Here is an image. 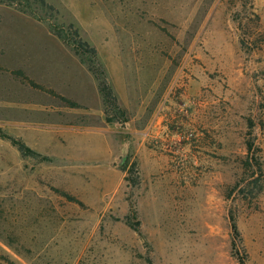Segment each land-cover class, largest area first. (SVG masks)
I'll list each match as a JSON object with an SVG mask.
<instances>
[{"label":"rangeland","instance_id":"374dc122","mask_svg":"<svg viewBox=\"0 0 264 264\" xmlns=\"http://www.w3.org/2000/svg\"><path fill=\"white\" fill-rule=\"evenodd\" d=\"M44 1L0 3V264H264V0Z\"/></svg>","mask_w":264,"mask_h":264},{"label":"trees","instance_id":"16d2710c","mask_svg":"<svg viewBox=\"0 0 264 264\" xmlns=\"http://www.w3.org/2000/svg\"><path fill=\"white\" fill-rule=\"evenodd\" d=\"M0 3L5 4L7 6H15L16 9H18L22 13H27L32 16H34V13L32 12V6L33 5H39L41 8L45 9L48 13L49 12H54V8L46 3L44 0H0ZM40 19V18H38ZM52 33L56 38L61 40L65 45L70 47L74 55L77 56L82 64L86 65V62L83 60L82 55L83 53L79 51V47H82L84 50L83 52L90 54L91 60L93 61L94 57L96 56L95 49L91 48L88 46L86 42H82L80 39H78V42H71L69 40V33L63 32V31H55L54 29H51ZM75 37H77V32L75 31L73 34ZM78 44V46L76 45ZM88 70L93 74L96 75L95 71L96 69L93 68L92 66H88ZM100 75L103 76L102 73ZM98 83V91L100 95L102 96V101H103V112L105 115V122L110 124L115 122V117L120 116L123 117L124 114L122 110L120 109L119 105L117 104V99L115 95L113 94L110 86L108 85L105 77L103 76L102 80L100 81V78L97 79ZM74 105V104H72ZM8 140L10 143L16 147L18 152L22 157H42L38 153L34 152L31 150L29 147H27L21 140L15 139L12 137H9ZM247 151L248 154L251 152L252 149V144L248 142L247 144ZM42 159L46 160L47 158L43 157ZM246 164L248 165V162L246 161ZM231 230L234 234H237V227L234 222V220H231Z\"/></svg>","mask_w":264,"mask_h":264},{"label":"crops","instance_id":"0c3cea01","mask_svg":"<svg viewBox=\"0 0 264 264\" xmlns=\"http://www.w3.org/2000/svg\"><path fill=\"white\" fill-rule=\"evenodd\" d=\"M69 55V54H68ZM70 56V55H69ZM71 58V56H70ZM71 60L74 62V64H76V67L75 66H72L70 67L69 63H58L57 64V70H59L58 72H53V73H57V77L60 76V77H63V82L67 85H68V91H66V93H63L66 97H70L71 95L69 94H72L73 97H70V98H74V102L77 104V105H80L81 106V101L83 99V96L85 95L86 98H87V101L86 102H91L93 100V98L96 100L95 104H98L99 103V92L95 86V82H94V79H93V75L91 72H89L90 74L86 73V78H85V82L83 83V85L78 88V89H75V85L73 84V78H74V74L73 76L69 75V76H63L61 75L60 73L63 72V74H66L65 70L67 71V69L70 67V69L72 68H76L77 70V73H82V70H81V67L71 58ZM69 66V67H68ZM78 66V67H77ZM77 68H80V71H78ZM52 74V73H51ZM73 77V78H72ZM77 77V76H76ZM70 84V86H69ZM79 93V95L77 93ZM62 94V93H61ZM81 99V100H79ZM118 101L120 100V97L118 95L117 97ZM120 102V101H119ZM33 130V129H32ZM31 130V131H32ZM79 135H90V138H95L97 137L99 140H101V143L105 144L106 147H109V150L111 151V147L108 145L107 141H106V132H102V131H98V130H95V131H91V132H87L86 134L84 132L80 133ZM93 136V137H92ZM102 137V138H101ZM97 140V139H96ZM23 142V141H22ZM27 147H29L31 150L33 151H36V150H39L41 151L42 153H44V150L42 149H45L44 147V141H43V136L42 134L39 135V139H37V135L33 134V131L32 132H27L26 136H25V139H24V142H23ZM41 146V147H40ZM101 147V146H100ZM100 147H97L96 149H100ZM96 149L94 150V152H91L92 154H95L96 155ZM88 150V149H87ZM107 148L104 150V151H107V152H102L101 153V156L97 155L95 156L97 159L99 160H102V159H106L108 158V156L111 154V152L109 151ZM89 151V150H88ZM48 154V153H47ZM104 155V156H103Z\"/></svg>","mask_w":264,"mask_h":264}]
</instances>
